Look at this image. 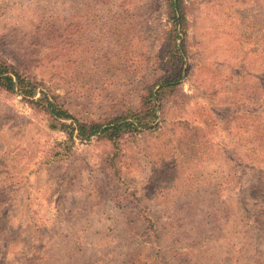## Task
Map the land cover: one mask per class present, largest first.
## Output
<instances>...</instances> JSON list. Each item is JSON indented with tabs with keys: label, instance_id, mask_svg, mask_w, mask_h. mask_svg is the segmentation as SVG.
<instances>
[{
	"label": "rangeland",
	"instance_id": "1",
	"mask_svg": "<svg viewBox=\"0 0 264 264\" xmlns=\"http://www.w3.org/2000/svg\"><path fill=\"white\" fill-rule=\"evenodd\" d=\"M181 3L183 73L153 128L71 138L0 86V264H264V0ZM168 5L0 0V57L35 98L110 119L164 76Z\"/></svg>",
	"mask_w": 264,
	"mask_h": 264
},
{
	"label": "trees",
	"instance_id": "2",
	"mask_svg": "<svg viewBox=\"0 0 264 264\" xmlns=\"http://www.w3.org/2000/svg\"><path fill=\"white\" fill-rule=\"evenodd\" d=\"M183 0H169L170 18L173 25L165 40L167 62H164V76L159 81L144 85L139 95V105L136 108H126L123 114L106 120H83L74 115L57 98H53L43 90L44 98H35V92L40 87L37 80L25 76L18 67L9 64L0 57V86L11 93L21 92L32 107L45 112L52 121L60 124L74 138L89 140L94 136L117 140L128 133L140 132L149 127H155L159 110L178 91L180 79L185 64V53L179 42L183 39L185 28V10ZM138 99V98H137ZM71 119L72 123L63 120Z\"/></svg>",
	"mask_w": 264,
	"mask_h": 264
}]
</instances>
